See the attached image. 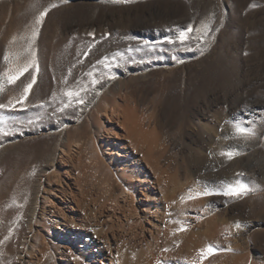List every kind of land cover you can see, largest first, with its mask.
Listing matches in <instances>:
<instances>
[{"label": "rangeland", "instance_id": "rangeland-1", "mask_svg": "<svg viewBox=\"0 0 264 264\" xmlns=\"http://www.w3.org/2000/svg\"><path fill=\"white\" fill-rule=\"evenodd\" d=\"M53 3L58 4V7L50 8ZM45 8L50 10L40 27L35 48L37 58L39 57V67L45 63L50 68L47 92L43 95L42 92L33 94L28 103L29 108L23 110L20 115L12 114L11 109H0V121H4L0 123V127H5L12 132L11 135H0V193L7 196L3 223L6 232L11 230L17 218L14 212L19 206V201L12 199L11 196L13 192H10V188L15 186L11 184L12 181L21 177L22 174L28 176L24 201L30 207L37 181L45 169L49 153L59 140L65 141L68 135L82 140L92 138L86 151L77 156L75 164V167L79 166L76 170L80 175H85L82 179L85 178L86 185L88 183L87 186L92 185L89 187L85 185L88 192L86 204L89 206L85 208L105 211L111 210L114 206L119 207L112 209L116 212H122L125 209L123 202L120 201L118 185L121 182L116 177V173L109 165L96 163L104 158L103 151L100 148L97 149V143L101 142L104 132L98 128L96 108L101 105L104 94L118 86L120 79L128 82L124 92H128V95L132 94V99L140 110L147 116L153 114L151 118H157L163 126L166 139L172 145L179 161L184 153L189 154L190 148H201V150L203 148L206 156L204 161L199 163H195V159H192L187 171L182 168L179 174H175V171H172L174 174L171 171L162 173L161 179L158 177L162 174L147 167L151 170V179L155 181L153 182L156 185L155 197L145 198L141 193L139 196L144 197L142 200L144 205L153 208L158 206L160 215L163 212L160 223L164 230L168 231H164V236L169 235L172 241H176L184 234L177 232L175 236L178 238L173 236L174 239L171 236L173 232L169 230L171 225H174L171 231L179 227L171 221L176 219L183 221L182 211L187 208L186 203L190 202V200L186 203L182 202L181 196L187 197L190 190L193 195L206 189L222 191L221 186L215 184L219 179L216 168L211 165L210 158L207 157L208 151L204 152L208 146V139L218 140L226 137L232 151L240 153L236 155V158L242 164L240 169L242 173L250 171L256 173L259 168L264 167V131L258 132L255 129L258 136L254 137L260 139L261 143L254 150L243 138L231 142L225 134L227 130L224 129L225 123L234 124V126L240 123L248 127L249 123L242 122L253 118V121H256L255 127H258V123H264V0H130V2L69 0L68 3H60V0H0V36L2 35L0 72L5 69L2 54H5L9 48H13L14 52H23L28 40L20 39V37H30L35 18ZM203 22L210 23L209 32H193L185 43L176 40L177 28L183 29L191 23L196 29H200ZM96 28L109 31L102 37H92V40L88 39L89 42L86 40L84 45L76 44L78 40L76 37H80V31ZM63 32L65 36L62 35ZM13 36H16L17 40L14 44H10ZM46 38L48 41L45 40ZM170 38L175 42L170 43ZM92 43L95 46L89 51ZM69 69H71V76L68 75ZM89 72L95 73L99 79L98 84H90L91 78L87 75ZM65 77L69 80L67 85L64 83ZM128 78H131V82ZM101 84L104 85L102 91L92 97L93 89ZM81 86L87 87L86 92H80L84 103L76 107V102L73 100L74 103L72 102V106L66 108L67 110L58 111L62 104L68 101V97L63 95L64 91L69 88L79 90ZM9 90L8 87L5 93L0 94V103L8 101ZM87 102H90V107L80 115V106ZM221 119L225 121L221 122ZM33 124L34 128L37 127L35 131L43 130V135H32L36 140L26 139L18 152L1 157V152L5 146H8L10 139L16 135L23 136L24 132H31ZM58 125H66L61 135H58L55 130ZM202 125L208 128V132L204 134L203 141H199L196 135ZM175 130L178 131L177 134L174 133ZM116 160L120 162L119 156ZM256 177L259 175L256 174ZM249 195L250 193L241 197L210 195L196 199H202V201L204 199V203L201 204L206 209L205 212L213 210V214H225L226 218H229L231 229L237 222L242 225L239 229L235 226V230L232 229L235 242L238 244L236 246L238 250L234 249L233 253L239 256V264H264V236L261 234L264 231V221H252V224L248 222L246 207L240 204ZM95 198H98L97 203L96 200L94 201ZM83 208L78 210L81 215L85 209ZM193 215L194 217L196 215L195 218H191L192 221L195 220L193 231L204 230L207 216L204 212L203 214L193 212ZM128 222L127 218L126 230L136 225L132 219L130 224ZM184 223L188 228L189 225ZM167 224L170 228L166 227ZM200 225L202 228L198 230ZM96 226L94 230L92 226L88 238L94 239L98 234L99 237L104 235L103 232H97L99 230ZM119 226L115 224L114 228L120 231ZM17 231L18 246L16 245L15 250L18 252L22 249V243L27 237L33 239V234L27 227V214L21 215V221L17 223ZM115 241L118 244L121 243L120 246ZM115 241L110 237L109 242L113 247L107 249L106 258L114 257L112 260L114 264H136L139 257L137 255L140 254L141 249L137 247L138 254L135 255L137 252L134 251V247L127 245L120 236L115 238ZM80 245L78 242L75 246L76 250L80 248ZM133 255L137 257L134 259L135 263L132 260ZM15 257L13 255L8 257L10 264L16 263ZM106 258L105 260L109 263V259Z\"/></svg>", "mask_w": 264, "mask_h": 264}, {"label": "bare ground", "instance_id": "bare-ground-1", "mask_svg": "<svg viewBox=\"0 0 264 264\" xmlns=\"http://www.w3.org/2000/svg\"><path fill=\"white\" fill-rule=\"evenodd\" d=\"M108 31L109 30L103 28H96L95 30H82L79 32L80 37H76V39H78L76 44L84 45L86 40L87 42H89L88 39H91L93 37L89 35V33H95V37L98 36L99 38L100 36L102 37L103 35L107 34ZM63 34L64 32L62 33V35ZM1 36L0 38H2ZM63 36H65V34ZM69 37L70 36L68 35V38ZM45 40L48 41L47 38ZM67 40L68 39H66V41ZM72 57H74V55ZM65 61L67 62V60ZM4 65V67H6V64ZM56 66L58 65L56 64ZM56 70L57 69H55V71ZM49 71L50 68H48L45 63L40 66V71L37 74V82L33 86V89L28 96L27 101H25V106L22 107L20 105H17L16 109H11L12 114L20 115L23 110L28 109V103L31 100L33 94L42 92L43 95V93L47 92V85L49 84ZM28 79H30V76H28V74H26L25 77L21 78V80L24 82H27ZM130 79L131 78H128V80ZM127 84V81H125L124 79H120L118 86L113 91L105 93L102 98L101 105L99 106V108H96V120H98L99 125L98 128H100V130L104 132L103 134L101 133V142L97 143V149L100 148L103 151L104 158L98 160L96 163L99 165H109L116 173V177H118L119 181L121 182V184L118 185V189L120 191L119 194L121 197L120 201L123 202V207L125 209H122V212H116L114 210L112 211V209L117 208L115 206L114 208L111 207V210L105 211H93L91 209H86L87 207H89L86 204L88 200V192L87 188L85 187V178L84 180L82 179L83 177H85V175H80L79 171L76 170V168L79 166L75 167V164L77 161V156L82 155V153L86 151L90 142L92 141V138L88 140H82L74 138L73 135H68V138H66L65 141L59 140V142L53 148L52 152L49 153L50 155H48L47 157L45 169L41 174V177L37 181L34 198L31 202L30 207H28V205L24 201V197L26 194L25 190L28 186V176L22 174L23 176L21 175V177L12 181L11 184H14L15 186H12L10 188V192H13L11 196L13 197L12 199L19 201V206L14 212V215H16L17 218H15L16 220L11 227V235L8 240H4V237L8 236L10 231L6 232L5 228L3 227L4 218L6 215H4V206L7 202V196L0 193V241H3V243L0 244V264H10V262L8 261V257L12 255L16 256V263L14 264H114L115 262L113 263L112 261L114 260V257L106 258V251L109 247H113L109 242L110 237H112V239H114L115 241V238H118L119 236L127 245H131L134 247V251L137 252L135 255L138 254L137 247L141 249V251L139 252L140 254L137 255L139 257L132 258V260L136 258L138 259L136 260V264H160V262H162V264H193V262L198 259V250L200 248L206 247V245L209 243L217 245L218 250L215 255L209 256L207 259H205L202 264H239V256L233 253V250L236 249V246H238V244H236L235 242V234L233 233V230H235L234 226L232 227L233 230L230 228L231 226L229 227V218L227 219L225 214H213V210H207L208 212H205L206 209H204V206H202L201 204L204 199L203 201L202 199H200L201 201L197 199L194 201L190 200L188 204L185 202V206H188L187 208L183 209L181 216L183 222H186L189 226L185 232H180L181 235L182 233L184 234L180 238L177 237L178 239L176 238L177 235L175 236L170 233L172 237L175 236V238L177 239L176 241H172L169 235L164 236V231H168L164 230V227L160 223L162 222L161 219H163L161 218L163 216V212H161V216L159 213V207H147L143 204L142 200L144 197H155L156 193V185H154L153 183L155 181L151 179V170H155L160 174L168 171H171V173H173L172 171H175V174H179V171L182 168L187 171V167L191 164L192 159H195V163H199V161L203 162L206 156L205 153H203V148L202 150L201 148H190L189 154L184 153L181 156V161H179L176 158V152L173 151L172 145L166 139L163 126L159 123L157 118L152 119L151 117L153 114H149L147 116L145 112L140 110L137 103L135 104V102L133 101L134 99H132L131 96L132 94L128 95V92H124ZM20 85L21 81H18L16 85L9 86L10 90L8 92V99L18 94ZM103 86L104 85L101 84L96 89H93L92 97L100 93L103 89ZM77 105L78 104H75L76 107ZM90 105V102H87L81 106L79 105L81 109L80 115L81 113H85ZM222 119L221 122H224L225 120L222 121ZM253 119L247 120V122H241L246 124L249 123L248 127H251L254 130L256 129V131L258 130V132H263L264 123H258L260 121L258 119L259 121L257 120V123L259 125L257 124L258 127H255L254 124H256V121L254 122ZM226 124L227 123H225L224 125V129L227 130L225 132L227 137H231V142H234V140L238 141L240 138H236L235 136L234 124H227V126ZM65 126L58 125L55 127L58 135H61L65 131ZM35 128L33 124L31 132H24L23 136L16 135L11 138L8 146H5V148H3L1 157L6 154L10 155L11 153L18 152L22 146L23 141H25L26 139L36 140V138L32 135H43V130L35 131ZM68 130L69 129H67V131ZM177 132L178 131L175 130L174 133L177 134ZM206 132H208V128L205 125H202L197 131L198 135H196L198 136L199 141H203L202 139H204V134ZM247 141V144L250 146V148H253L254 150L258 148L261 143L260 139L256 137L247 139ZM227 142L228 141L226 137L218 140H214L212 138L208 139V146L204 151L206 153L208 151L207 157L210 158L209 161L211 162V165L216 168L217 176L219 179H217V182L215 184H217L219 187L221 186V190H223L224 186H226L227 184H234L237 181L248 185L253 190L249 192L250 195L244 201L242 200V203L239 202L241 205H245L246 207V220L248 222H251V224L253 223L252 221L256 220L264 221V167L259 168L256 173L253 171H250L249 173H242L240 171L242 164L236 158V156L233 159H229L226 155H221L222 152L232 151ZM95 151L96 149L94 150V153ZM117 156H119L118 161L120 162H117ZM87 162L88 161H86V163ZM147 167L151 170L147 169ZM256 174L259 175V177H256ZM159 176L160 177L158 178H163V174ZM94 186L95 185H93V187ZM104 186H106V184ZM92 189L90 191H92ZM139 193L143 194L144 197L142 198V195L139 196ZM97 199H94V201L96 200V203ZM137 200H139L138 203ZM236 205L238 206L239 204ZM104 207L106 208V206ZM81 208L84 209L85 213L82 211L84 215L79 214L80 212L78 210H81ZM108 209H110V207ZM95 210H97L96 207ZM193 212H195V214H203L204 212V215H206L208 218L206 219L207 224L205 228H203L204 230H201V225L199 226V228L197 227L198 230H201L200 232H197L195 230L193 231L192 229L195 221H192L191 219L192 217H194ZM24 213L27 214V227L33 234V239L29 237L31 239L30 240L27 237L23 242L24 244L22 243V249L17 252L15 250V248H17L16 245L18 246V244H16V239L18 237L17 223L21 221V215H23ZM127 218L129 222L131 221V219L132 222H136V225H129V229L126 230L125 223ZM115 224L120 225V231L114 228ZM169 225H171V223ZM169 225L166 227L170 228ZM92 226L93 230L95 229L94 226H96V228L98 227L97 229L99 231L97 232H103L102 234L104 235L99 237V234L97 233L98 235L96 238H88V234L92 231ZM171 226L172 227L169 230L170 232H173L171 230L174 225ZM109 230H111V232H109ZM261 234L264 236V231L261 232ZM237 239L239 240V236ZM78 242L81 245L80 248L76 250L75 246ZM115 243L118 244L116 241ZM120 244L118 245L120 246ZM229 246L231 247L232 251L227 250ZM165 248L170 249V251H163V249ZM236 253H238V251H236ZM105 258L109 259V263L107 262V260H105Z\"/></svg>", "mask_w": 264, "mask_h": 264}, {"label": "snow or ice", "instance_id": "snow-or-ice-1", "mask_svg": "<svg viewBox=\"0 0 264 264\" xmlns=\"http://www.w3.org/2000/svg\"><path fill=\"white\" fill-rule=\"evenodd\" d=\"M69 0H60V3H68ZM125 2H130V0H125ZM58 4L53 3L50 5V8H56ZM50 8H45L43 11L39 13V15L35 18L34 23L31 27L30 37L21 36L20 39H27L28 43L24 48L23 52H14L11 48L3 55V61L6 64L5 69L0 72V94L5 93L7 88L12 85H16L18 81H21L20 89L17 95L12 96L8 99L7 103H0V109H16L17 105L22 107L25 106V101H27L28 96L30 95L33 86L37 82V74L40 71L39 62L37 58V49L35 48L36 41L40 34V27L43 25L44 19L48 14ZM211 30L210 23L203 22L201 24L200 29H196L193 24H188L185 28H177L178 35L176 40L180 43H185L190 39V34L193 32H201L207 33ZM89 35L95 37V33H89ZM202 38V37H201ZM17 40L16 36H13L10 44H14ZM170 43H174L175 41L171 38L169 39ZM147 43V42H145ZM95 45L89 46V51ZM23 57V59H22ZM28 74L30 79L27 82L21 80L22 77ZM68 75L71 76V69H69ZM87 75L91 78V84L95 85L99 83V79L95 76L94 72H89ZM65 85H67L68 80L67 77L64 79ZM87 91L86 86H81L79 90L76 89H66L63 93L64 96L68 97V101L63 104V106L59 109V111L63 112L66 108L72 106L73 100H75L76 104H83L84 99L80 95V92ZM55 98V93L53 94ZM0 123H4V121H0ZM235 136L236 138H243L245 140L253 138L256 133L255 130L251 127H244L242 124L238 123L235 126ZM12 132L7 130L5 127H0V135H11ZM231 138V137H230ZM239 152L236 151H228L222 152L221 155H226L229 159H233L236 155H239ZM239 175V174H238ZM248 185L243 184L237 181L234 184H227L224 186L222 191H212V190H204L200 192H196L195 195L192 194V191H189L187 197L181 196V201L186 202L187 200L196 199L202 196H210V195H224L228 197H241L246 196L250 191H252ZM171 223L178 224L179 227L173 229V235H176L177 232L186 231L187 227L185 223L179 219L172 220ZM237 229H239L242 225L237 222L234 225ZM11 235V230L8 236L4 237V240H8ZM3 241H0L2 244ZM218 250V246L209 243L206 247L200 248L198 250V259L193 262V264H202V262L207 259L209 256L215 255ZM228 251H232L231 247L229 246ZM163 251L167 252L170 249H163ZM135 258V255H133ZM162 264V262H160Z\"/></svg>", "mask_w": 264, "mask_h": 264}]
</instances>
